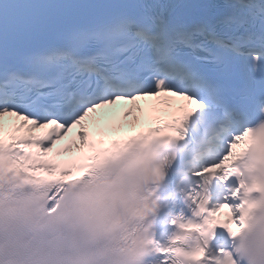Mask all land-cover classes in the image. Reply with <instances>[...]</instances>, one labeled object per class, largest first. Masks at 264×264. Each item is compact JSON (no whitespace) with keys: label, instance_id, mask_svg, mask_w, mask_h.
Returning <instances> with one entry per match:
<instances>
[{"label":"snow or ice","instance_id":"1","mask_svg":"<svg viewBox=\"0 0 264 264\" xmlns=\"http://www.w3.org/2000/svg\"><path fill=\"white\" fill-rule=\"evenodd\" d=\"M262 108L264 0H0V264H111V203L140 149L170 133L172 166L228 136L204 169L223 178L251 136L231 128ZM207 203L202 234L235 235L247 213Z\"/></svg>","mask_w":264,"mask_h":264},{"label":"clouds","instance_id":"2","mask_svg":"<svg viewBox=\"0 0 264 264\" xmlns=\"http://www.w3.org/2000/svg\"><path fill=\"white\" fill-rule=\"evenodd\" d=\"M260 111L264 115V108ZM245 131L251 136L245 144H238L229 151V172L222 179H237L235 196L240 203L234 212L239 217L245 212L247 215L242 223L237 222L239 230L236 234L229 233L234 241L232 252L221 250L210 259V264H264V119ZM167 135V139L159 135L153 141H159L161 146H173L171 134ZM151 145L152 142L140 149V153L148 158L133 168L115 190L105 239L112 252L111 264H149L150 257L167 250L155 246L151 230L161 208L158 194L174 157L171 153L157 159L158 153ZM189 199L197 205L195 214L200 215L197 200L191 196ZM241 207L243 212L239 210ZM200 225L193 222L179 224L182 234L172 241L173 245H178L172 249L182 252L202 249L205 255L198 261H189L173 253L177 264H201L206 259L207 237L202 234ZM199 238H205L203 246L198 242ZM192 241H197L195 247L185 251L184 246Z\"/></svg>","mask_w":264,"mask_h":264},{"label":"bare ground","instance_id":"3","mask_svg":"<svg viewBox=\"0 0 264 264\" xmlns=\"http://www.w3.org/2000/svg\"><path fill=\"white\" fill-rule=\"evenodd\" d=\"M240 134H241V131L238 128L234 132H232L231 135H240ZM211 158H212V156L209 157V160L207 162V166L206 167H209L212 164L218 163L222 159V154H220L217 158L216 157L212 158V159ZM217 176H218L219 179H222L223 173H218ZM219 197H220V201L217 203L216 206H213V208H217V207H219L221 205H225V204H227V205H229L230 207L233 208V206H234L233 194H229V193L223 191L222 194ZM219 215L224 217V218H226V216L224 214L220 213Z\"/></svg>","mask_w":264,"mask_h":264},{"label":"rangeland","instance_id":"4","mask_svg":"<svg viewBox=\"0 0 264 264\" xmlns=\"http://www.w3.org/2000/svg\"><path fill=\"white\" fill-rule=\"evenodd\" d=\"M225 151H226V146H224V147L222 148V152L225 153Z\"/></svg>","mask_w":264,"mask_h":264}]
</instances>
